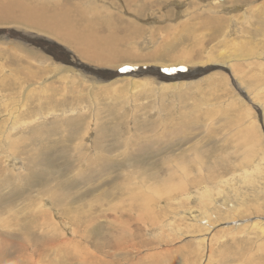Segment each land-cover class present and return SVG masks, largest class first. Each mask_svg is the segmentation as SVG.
Returning a JSON list of instances; mask_svg holds the SVG:
<instances>
[{
    "label": "rangeland",
    "instance_id": "1",
    "mask_svg": "<svg viewBox=\"0 0 264 264\" xmlns=\"http://www.w3.org/2000/svg\"><path fill=\"white\" fill-rule=\"evenodd\" d=\"M28 1L81 40L0 14V264H264V0Z\"/></svg>",
    "mask_w": 264,
    "mask_h": 264
},
{
    "label": "bare ground",
    "instance_id": "2",
    "mask_svg": "<svg viewBox=\"0 0 264 264\" xmlns=\"http://www.w3.org/2000/svg\"><path fill=\"white\" fill-rule=\"evenodd\" d=\"M30 4L31 3L28 0H4L2 3H0V14H4L9 21H14L17 24H19V22H23L24 24L27 25V27L49 32L52 35H54L56 38L60 40H64L67 43H69V41H72L75 44L80 43L81 38L79 34L76 31H74L72 27L69 25L68 20L66 19L67 14L60 13L57 11L53 13L54 15L53 17L49 18L51 15L46 10H40L36 12L30 7ZM16 32L18 31H13L12 33H16ZM0 33L3 34V37H6V40L14 41L11 38L12 33L10 32L8 33L7 30L6 31L2 30L0 31ZM38 40L39 39H36V38L30 39L29 45L21 44L18 42H16V44L26 47L32 50L33 52H35L36 54H39L43 57L48 56L49 61H52V59H55L57 63H59L61 66H63L66 69H69L75 72L83 70V74L87 76L95 74L94 71L97 72L96 76H91V77H87L86 79H84L86 82L92 85L93 84H96V85L106 84L107 79L108 78L110 79L112 76H114V73L100 72V71H96L90 68V66L83 64L73 53H71L70 51H65L60 45L55 44L53 42L44 41L39 46L38 44L35 43ZM4 44L7 45V43H4ZM84 56L89 60H93V54L91 52L85 51ZM119 56L121 58L124 57L120 53H119ZM115 63H118V62H115ZM115 63L106 62V64H115ZM191 78L195 79L197 78V76L193 74L192 76L185 78V79L191 80ZM177 81L178 80L174 82H177ZM42 99L44 100V102L46 101L44 98ZM14 119L16 118L14 117ZM17 124H19V122H17ZM122 142H125V141H122Z\"/></svg>",
    "mask_w": 264,
    "mask_h": 264
},
{
    "label": "water",
    "instance_id": "3",
    "mask_svg": "<svg viewBox=\"0 0 264 264\" xmlns=\"http://www.w3.org/2000/svg\"><path fill=\"white\" fill-rule=\"evenodd\" d=\"M177 70L180 71V73H177V74H174V77L175 78H172V79H168V80H171V81H176L178 80L179 78H183V77H190L187 73V69L183 68V69H178L176 68ZM164 72V71H163Z\"/></svg>",
    "mask_w": 264,
    "mask_h": 264
},
{
    "label": "snow or ice",
    "instance_id": "4",
    "mask_svg": "<svg viewBox=\"0 0 264 264\" xmlns=\"http://www.w3.org/2000/svg\"><path fill=\"white\" fill-rule=\"evenodd\" d=\"M127 69H121V71H126ZM171 69H168V68H165L164 71L167 72V71H170Z\"/></svg>",
    "mask_w": 264,
    "mask_h": 264
}]
</instances>
